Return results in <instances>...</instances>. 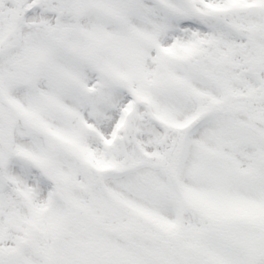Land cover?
Instances as JSON below:
<instances>
[{"label":"snow or ice","instance_id":"snow-or-ice-1","mask_svg":"<svg viewBox=\"0 0 264 264\" xmlns=\"http://www.w3.org/2000/svg\"><path fill=\"white\" fill-rule=\"evenodd\" d=\"M0 264H264V0H0Z\"/></svg>","mask_w":264,"mask_h":264}]
</instances>
